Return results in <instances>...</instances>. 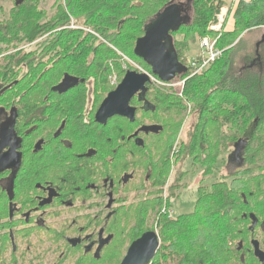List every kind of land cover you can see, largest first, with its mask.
I'll list each match as a JSON object with an SVG mask.
<instances>
[{
  "label": "trees",
  "instance_id": "trees-1",
  "mask_svg": "<svg viewBox=\"0 0 264 264\" xmlns=\"http://www.w3.org/2000/svg\"><path fill=\"white\" fill-rule=\"evenodd\" d=\"M5 1L0 0V9ZM9 1L12 6L7 17L0 18V43L15 49L41 39L27 54L49 58L38 63L32 60L25 73L17 68L27 54L22 50L10 53L0 71V105L13 96L18 104L38 100L41 88L57 82L63 72L92 79L102 93L111 91L127 70L138 71L120 53L152 74L150 66L134 54V45L156 14L172 0H55L51 12L44 6L46 0ZM190 1L188 21L170 31L179 61L187 66L189 42L196 37L215 39L221 55L199 73L190 75L187 69L177 74L174 80L184 82L181 91L171 87L167 91L173 80L146 84L140 96L146 111L138 112L134 122L125 119L124 123L126 151L136 152L134 158L126 157V171L150 173L156 179L153 187L158 186L155 192L160 194L156 205L132 208L136 221L126 225L131 227L127 232L129 241L146 231L157 233L159 246L148 264H220L224 247L243 238L244 230L234 225L245 220L241 216L244 206L236 202L232 186L248 179L229 178L249 173V167L220 176L210 187L201 186L193 210L172 216L163 208L167 203L162 198L172 162L190 158L193 163L200 162L203 175H208L213 173L214 163L223 164L234 153L238 140H245L239 167L264 161V32L258 39L253 34L264 26V0H238L232 13V29L223 26L219 32L208 30V26L217 21L224 0ZM249 41L251 47H247ZM244 46L247 51L239 54ZM113 74L117 75L115 83H111ZM24 88L26 91L21 92ZM188 104L192 105L190 113L195 112V122L186 142H177ZM164 111H173L176 118L162 117ZM146 122L160 124L161 132L147 137L145 146L129 144L130 133ZM109 136H113L112 131ZM183 174L175 173V179ZM255 207L264 212L262 204L255 203ZM152 212L154 222L145 227L146 216ZM232 216L237 217L233 220ZM117 261L118 258L111 259V264Z\"/></svg>",
  "mask_w": 264,
  "mask_h": 264
},
{
  "label": "flooded vegetation",
  "instance_id": "flooded-vegetation-1",
  "mask_svg": "<svg viewBox=\"0 0 264 264\" xmlns=\"http://www.w3.org/2000/svg\"><path fill=\"white\" fill-rule=\"evenodd\" d=\"M32 43L16 51L27 54L33 50L29 47ZM23 57L17 69L25 73L32 60L38 63L49 58L34 54ZM64 74L69 73L63 72L50 87H42L38 100L32 103H14L13 96L0 105V133L5 124L13 128L21 155L19 165L0 171V264H111V259L117 258L114 264H119L134 241L127 238L136 221L132 208L156 205L160 200L155 192L158 186L153 187L155 177L136 173L135 169L126 171V157L132 159L136 154L126 151L127 118L114 115L105 123L95 119L110 91L102 93L92 79L69 74L78 83L59 92L54 87ZM150 77L148 83L159 82L156 75ZM141 94L137 92L129 102L136 109L135 117L147 109L143 108ZM142 125L160 126L156 122L140 124L128 136L129 144L145 146L147 137L161 132L139 131L133 136ZM136 138H141L143 145H137ZM244 145L245 140L225 161L226 173L250 169L249 173L229 178L248 179L232 186L236 202L244 206L241 216L245 220L234 225L244 230L243 238L224 247L220 264H264V212L255 207V203L264 206V161L239 167ZM197 164L200 162L191 160L192 166ZM213 170V174L220 173L216 163ZM201 186L207 185L200 182L197 191ZM162 198L167 200L169 196L162 194ZM120 218L124 219L118 222Z\"/></svg>",
  "mask_w": 264,
  "mask_h": 264
},
{
  "label": "water",
  "instance_id": "water-1",
  "mask_svg": "<svg viewBox=\"0 0 264 264\" xmlns=\"http://www.w3.org/2000/svg\"><path fill=\"white\" fill-rule=\"evenodd\" d=\"M191 1L188 0L185 8L172 0L165 5L155 16L153 22L145 28L144 34L137 38L134 45V54L141 58L151 68V73L162 82L173 80L177 74L185 73L187 67L181 64L173 47L170 31L177 29L182 23L188 21L191 10ZM150 74L127 70L121 81L102 100L96 111L95 119L100 123L114 115L126 117L130 122L135 120V107L130 105V99L137 93L145 90V85L150 81ZM78 79L69 74H64L62 81L54 87L63 92L75 86ZM159 125H142L136 132H158ZM137 145H143L141 138H136ZM243 140L235 143L234 153L238 151ZM8 147L7 151H3ZM19 143L13 128L3 125L0 133V171L8 167L17 166L21 161L18 151ZM159 246L156 232L146 231L135 239L127 249L125 256L119 264H148L155 256Z\"/></svg>",
  "mask_w": 264,
  "mask_h": 264
},
{
  "label": "rangeland",
  "instance_id": "rangeland-1",
  "mask_svg": "<svg viewBox=\"0 0 264 264\" xmlns=\"http://www.w3.org/2000/svg\"><path fill=\"white\" fill-rule=\"evenodd\" d=\"M54 1L55 0H46V3L44 4L45 8L50 12L52 11V8H53L52 4L54 3ZM187 2L188 0H177V3L181 5L183 8H185ZM237 2L238 0H224V5L220 8L219 13L216 16L217 21L212 22V24L221 23L220 28L217 30H211L210 26L212 24L210 23L208 26V30L219 32L220 29L223 28V26L227 30H231L233 27L232 13L235 9ZM11 6H12V1L7 0L2 3L1 9H0V18L7 17ZM219 18H222V20H220ZM262 32H264V26L256 29L253 34L257 36V39H258V37H260ZM244 33L245 32L239 35V37L242 36ZM39 40L41 39L36 40L29 47L32 49H35V47H37L36 42ZM250 41L247 42V47H251ZM21 46L15 49H11L9 46L4 45L3 43H0V71L4 69V66L6 65L8 61L7 56H9V54L12 52H16V50L19 49ZM198 51H199V39L198 37H196L194 41L189 42V50L186 52L187 59L195 56L198 53ZM245 51L247 50L245 49V46H244V49H242V51L239 54ZM120 55H122V58L125 59L130 66L138 69V72H145L139 68V67H142L143 65H141L140 63H137L133 59L132 60L128 59V56H125L121 53ZM110 78H111V83H113V80H116L117 75L113 74ZM183 83L184 82L182 79L176 78L175 80L173 79L171 86H168V87L165 86V87H167L168 92L170 90V87L177 92V90L181 91ZM164 91L166 90L164 89ZM191 107L192 105L188 104L187 112H185V118L182 121L178 136L176 138L177 142L181 139H184V141L186 142L188 133L192 125L195 122V112L190 113ZM162 117H166L167 119H172V120L176 118L175 113L173 111L172 112L164 111V114L162 115ZM159 119H161L160 116H159ZM175 154L176 152L173 153V157H175ZM225 163L226 162H224L223 164L221 163L217 164V166L220 169V173H216V174L210 173L203 178L202 177L203 168L200 166V164H197L196 166H192L190 159H188L186 162H185V159L179 160L178 162H175V161L172 162V165L170 168V174L167 177V181L164 185L166 189H163L162 191V194L169 196V198L166 200V203L168 206L167 205L163 206V208H165L166 211L168 212V215H170L171 213L172 216H177L179 214L191 212L195 206L196 199L198 198V195H199L197 191V187L199 183L201 182V184L207 185L208 187H210L209 184H211L213 181L218 180L220 176H225L226 171H227L225 170ZM231 167H232L231 169H235L234 165H231ZM186 170L187 172L185 173ZM180 171H183L184 174L181 176L180 179L176 180L175 173H178ZM173 185L177 187L175 188L173 187ZM151 206H153V204H151ZM146 217L148 219L147 221L145 219L147 223H145L144 226L151 227L150 225H152L154 222V213L153 212L148 213Z\"/></svg>",
  "mask_w": 264,
  "mask_h": 264
},
{
  "label": "built area",
  "instance_id": "built-area-1",
  "mask_svg": "<svg viewBox=\"0 0 264 264\" xmlns=\"http://www.w3.org/2000/svg\"><path fill=\"white\" fill-rule=\"evenodd\" d=\"M222 20V18H219ZM221 26V23L212 24L211 30H217ZM221 55V50L215 46V39L210 37H203L199 40V51L198 53L190 57L187 61V69L190 71V75L196 74L204 70L212 61L217 59ZM161 83L162 81L158 79ZM115 83V80H113ZM164 83V82H163ZM171 215V213H170Z\"/></svg>",
  "mask_w": 264,
  "mask_h": 264
}]
</instances>
